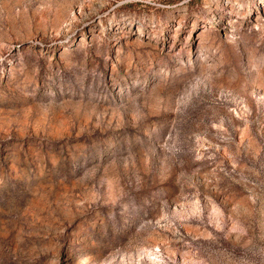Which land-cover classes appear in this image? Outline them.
<instances>
[{"label":"rangeland","instance_id":"obj_1","mask_svg":"<svg viewBox=\"0 0 264 264\" xmlns=\"http://www.w3.org/2000/svg\"><path fill=\"white\" fill-rule=\"evenodd\" d=\"M0 264H264V0H0Z\"/></svg>","mask_w":264,"mask_h":264}]
</instances>
